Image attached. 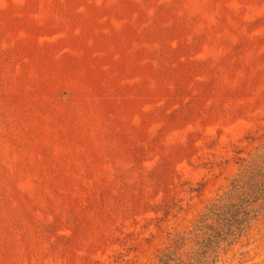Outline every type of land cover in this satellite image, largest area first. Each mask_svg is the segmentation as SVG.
<instances>
[{"label":"rangeland","instance_id":"obj_1","mask_svg":"<svg viewBox=\"0 0 264 264\" xmlns=\"http://www.w3.org/2000/svg\"><path fill=\"white\" fill-rule=\"evenodd\" d=\"M263 145L264 0H0V264L178 257Z\"/></svg>","mask_w":264,"mask_h":264},{"label":"trees","instance_id":"obj_2","mask_svg":"<svg viewBox=\"0 0 264 264\" xmlns=\"http://www.w3.org/2000/svg\"><path fill=\"white\" fill-rule=\"evenodd\" d=\"M262 212L264 145L249 160L244 174L232 182L228 193L206 206L191 230L194 239L180 238L179 256L166 252L160 264H218L220 251L239 239ZM189 242L193 243L188 246Z\"/></svg>","mask_w":264,"mask_h":264}]
</instances>
